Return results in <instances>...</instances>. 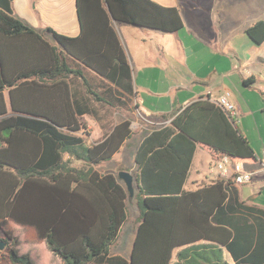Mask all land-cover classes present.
<instances>
[{"label":"trees","instance_id":"obj_1","mask_svg":"<svg viewBox=\"0 0 264 264\" xmlns=\"http://www.w3.org/2000/svg\"><path fill=\"white\" fill-rule=\"evenodd\" d=\"M10 5L0 0V228L10 239L0 264H264V212L240 202L233 177L184 187L198 147L216 161L258 160L239 123L210 95L165 115L170 123L139 144L136 237L131 255L112 251L130 193L117 173L96 166L132 137L134 118L114 124L116 109L134 98L113 22L176 33L185 26L180 8L77 0L81 34L68 36L30 26ZM245 31L262 44L264 18ZM75 59L99 77L86 76ZM87 115L106 130L90 144Z\"/></svg>","mask_w":264,"mask_h":264},{"label":"crops","instance_id":"obj_2","mask_svg":"<svg viewBox=\"0 0 264 264\" xmlns=\"http://www.w3.org/2000/svg\"><path fill=\"white\" fill-rule=\"evenodd\" d=\"M10 3L16 16L41 31L50 27L68 36L81 34L77 0H10ZM260 8L263 12L258 16L241 15V24L235 28L229 27L227 19L221 13H210L208 19L201 18L204 21L185 19L181 8L179 10L185 26L176 33L160 34V31L154 29L113 22V28L130 64L134 98V103H130L129 108H118L115 112L114 124L127 119L128 113H132L134 118L130 124L133 135L113 157L115 159L120 155V159L114 161L125 160L124 152L127 147L133 157L134 150L137 152L139 144L152 130L170 123L173 119L170 117L166 120L163 118L165 115L179 112L203 96L217 98L229 92L230 100L239 110V127L258 156V160L253 163L230 162V166L228 165L231 175L243 171L253 172L252 182H234L236 195L246 207L264 212V42L257 45L250 39L252 44L241 54L238 53L239 48H235L231 43L237 32L246 33L245 30L250 24L264 18L262 3ZM75 60V67L77 68L78 64V70L86 76L99 77L94 70ZM118 115L121 116L119 119ZM88 116L96 124L91 131L88 129L86 142L90 144L100 141L106 130L94 116ZM198 150H203L209 155L205 166L195 163ZM215 163L216 160L209 151L198 147L185 189L195 191L221 178L214 169ZM99 165L96 169L101 172L116 173L121 169L100 168ZM124 170L135 175L136 163Z\"/></svg>","mask_w":264,"mask_h":264},{"label":"rangeland","instance_id":"obj_3","mask_svg":"<svg viewBox=\"0 0 264 264\" xmlns=\"http://www.w3.org/2000/svg\"><path fill=\"white\" fill-rule=\"evenodd\" d=\"M163 4L175 5L179 6L181 12L185 19L193 18L194 20H203L202 17H207L210 13H221L227 19L229 27L235 28L236 26H240L241 24V15L245 14L246 16H258L259 13L263 12V9L260 8L261 3L264 5V0H156ZM197 6H196V5ZM252 10H256L255 12H251ZM249 18V17H248ZM204 21V20H203ZM148 29V28H146ZM161 32L160 34H162ZM235 48H239L238 53H244L249 45H251V41L249 36L244 32H237L236 35L233 36L231 41ZM67 60L70 64H72V60L69 55H66ZM121 113V112H118ZM126 113V112H125ZM121 116L118 115V119ZM84 120L89 122L88 129L90 131L93 129L92 127L96 124L93 123L92 118L90 116H85ZM91 123V124H90ZM91 126V127H90ZM97 127V126H96ZM88 138V137H87ZM90 139V138H89ZM95 139V138H94ZM96 140V139H95ZM126 157L123 161H114L116 159H120V155H118L115 159L107 160L99 165L100 168H121L119 171H122L132 165H134L135 153L130 155V148L127 147V150L124 152ZM209 155L206 154L203 150H198L196 156V165L205 166L208 163ZM78 165L79 163L76 162ZM230 162L228 165L230 166ZM124 167V168H122ZM117 174L119 172H116ZM135 173V169H134ZM135 194L134 196H130L128 198V209H129V217L128 221L124 224L120 236L117 240V243L114 245L112 251L114 254H121L123 256L131 255L134 238L136 237V228L138 225V221L140 218V211L137 206V198L136 193H138V188L136 184H134ZM3 236V231L0 229V238Z\"/></svg>","mask_w":264,"mask_h":264},{"label":"built area","instance_id":"obj_4","mask_svg":"<svg viewBox=\"0 0 264 264\" xmlns=\"http://www.w3.org/2000/svg\"><path fill=\"white\" fill-rule=\"evenodd\" d=\"M213 102H215L216 104H218L221 108H223L224 110L228 111L230 116L235 119L238 123H239V110L236 107V104L233 103L230 100L229 97V92H226L222 95H220L217 98H211ZM230 161L228 160V158H223L221 160H217L215 163V171H218V173L220 174V176L222 177H233V179H235L236 183H250L253 181V172H247V171H243L240 173H236L234 175H231L230 173V169L228 167V164ZM232 163V162H231ZM262 166L264 168V155L262 158Z\"/></svg>","mask_w":264,"mask_h":264},{"label":"water","instance_id":"obj_5","mask_svg":"<svg viewBox=\"0 0 264 264\" xmlns=\"http://www.w3.org/2000/svg\"><path fill=\"white\" fill-rule=\"evenodd\" d=\"M118 176L120 180H122L126 185L127 190L130 193V196L133 197L135 194V189H134V182H136L135 175L132 174V172L130 171L122 170L118 173ZM9 241L10 239L7 238V236L3 232V236L2 238H0V252H3L7 248Z\"/></svg>","mask_w":264,"mask_h":264}]
</instances>
